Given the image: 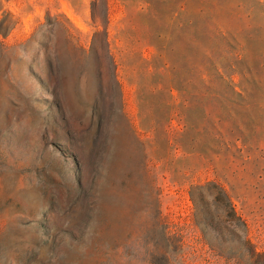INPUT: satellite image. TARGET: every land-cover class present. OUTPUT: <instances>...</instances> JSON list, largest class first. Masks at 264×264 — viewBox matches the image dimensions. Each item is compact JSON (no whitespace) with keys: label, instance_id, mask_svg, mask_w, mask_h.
<instances>
[{"label":"rangeland","instance_id":"obj_1","mask_svg":"<svg viewBox=\"0 0 264 264\" xmlns=\"http://www.w3.org/2000/svg\"><path fill=\"white\" fill-rule=\"evenodd\" d=\"M161 219L264 264V0H0V264H166Z\"/></svg>","mask_w":264,"mask_h":264},{"label":"trees","instance_id":"obj_2","mask_svg":"<svg viewBox=\"0 0 264 264\" xmlns=\"http://www.w3.org/2000/svg\"><path fill=\"white\" fill-rule=\"evenodd\" d=\"M212 62H215L212 60ZM237 92V91H236ZM240 93V92H238ZM220 198L221 200H226L229 203L230 209L233 211V213L236 215V211L234 209L231 197L226 190V188L219 184L218 185V195L217 198ZM202 212V209L198 208L196 210V215L200 214ZM199 223L203 224V231L206 233L208 232V229L210 228V222L202 221L199 219ZM243 227L242 231H244V239H243V247L246 249L248 252H251L253 255L261 254L263 252L257 250L256 246L253 245V241L250 237H248V227L247 223L242 220ZM161 227H162V241L158 242L157 244V250L160 253H163V257L166 261V264H175L174 263V257L172 254L174 253L175 259L181 262H185V257H186V250H185V242L183 237L180 234L174 233L172 229L170 228V225L168 224L166 219H161Z\"/></svg>","mask_w":264,"mask_h":264},{"label":"bare ground","instance_id":"obj_3","mask_svg":"<svg viewBox=\"0 0 264 264\" xmlns=\"http://www.w3.org/2000/svg\"><path fill=\"white\" fill-rule=\"evenodd\" d=\"M77 20H78V19H77ZM77 20H76V21H77Z\"/></svg>","mask_w":264,"mask_h":264}]
</instances>
